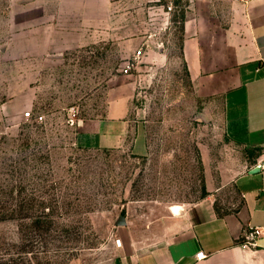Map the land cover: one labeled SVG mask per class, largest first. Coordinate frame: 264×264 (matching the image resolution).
I'll list each match as a JSON object with an SVG mask.
<instances>
[{"label":"rangeland","instance_id":"374dc122","mask_svg":"<svg viewBox=\"0 0 264 264\" xmlns=\"http://www.w3.org/2000/svg\"><path fill=\"white\" fill-rule=\"evenodd\" d=\"M190 1L168 12L167 0H0V264H112L173 236L161 224L175 208L237 201L227 181L244 152L225 135L221 97L195 87L182 58ZM44 26L46 42L30 36ZM121 89L146 153L78 146V123Z\"/></svg>","mask_w":264,"mask_h":264},{"label":"crops","instance_id":"0c3cea01","mask_svg":"<svg viewBox=\"0 0 264 264\" xmlns=\"http://www.w3.org/2000/svg\"><path fill=\"white\" fill-rule=\"evenodd\" d=\"M47 32L44 26L30 36L46 42ZM182 34V58L192 83L205 95L221 97L225 135L244 152L243 170L227 181L237 201L224 210L213 194L178 215L172 212L174 222L160 224L173 236L128 251L112 264H264V235L256 246L244 244L246 232L264 228V170L255 171L264 157V0H191ZM115 92L101 117L78 123L76 144L95 150L129 145L143 155L146 133L132 115V92ZM201 251L207 257L197 260Z\"/></svg>","mask_w":264,"mask_h":264},{"label":"built area","instance_id":"2783aa9c","mask_svg":"<svg viewBox=\"0 0 264 264\" xmlns=\"http://www.w3.org/2000/svg\"><path fill=\"white\" fill-rule=\"evenodd\" d=\"M175 2L176 0H167V11L168 12H173L174 9H176L175 6ZM142 52L141 50L137 52V54L135 55V58L133 59V61L128 62L124 69L122 70V72L125 75H129L131 74L132 70L135 68L138 60L141 58ZM25 117L27 119H34L35 121H43V116H38V117H33L31 112H26L25 113ZM72 125L74 126L76 124V119H72L71 120ZM255 168H258L259 170H264V157H261L258 159L257 164L255 166ZM264 235V228H251L248 232L245 233V242L244 244L247 246H256L257 244V239ZM207 257V255L205 254V252L201 251L196 255L197 260H203Z\"/></svg>","mask_w":264,"mask_h":264},{"label":"water","instance_id":"95a60500","mask_svg":"<svg viewBox=\"0 0 264 264\" xmlns=\"http://www.w3.org/2000/svg\"><path fill=\"white\" fill-rule=\"evenodd\" d=\"M255 169H256L255 171H258V170H259L258 168H255ZM117 224L120 225V226H122V225H123V226L126 225V224H127V222H126V218L123 217V216L120 217L119 220H118V222H117Z\"/></svg>","mask_w":264,"mask_h":264},{"label":"bare ground","instance_id":"6f19581e","mask_svg":"<svg viewBox=\"0 0 264 264\" xmlns=\"http://www.w3.org/2000/svg\"><path fill=\"white\" fill-rule=\"evenodd\" d=\"M173 211H174L173 212L174 214H176V215L179 214V208H175Z\"/></svg>","mask_w":264,"mask_h":264},{"label":"trees","instance_id":"16d2710c","mask_svg":"<svg viewBox=\"0 0 264 264\" xmlns=\"http://www.w3.org/2000/svg\"><path fill=\"white\" fill-rule=\"evenodd\" d=\"M183 19H184V13H182V21H183Z\"/></svg>","mask_w":264,"mask_h":264}]
</instances>
